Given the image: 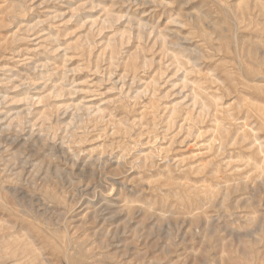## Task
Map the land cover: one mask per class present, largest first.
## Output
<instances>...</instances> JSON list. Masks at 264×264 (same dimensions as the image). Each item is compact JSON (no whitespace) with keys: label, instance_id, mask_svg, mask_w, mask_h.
Masks as SVG:
<instances>
[{"label":"rangeland","instance_id":"374dc122","mask_svg":"<svg viewBox=\"0 0 264 264\" xmlns=\"http://www.w3.org/2000/svg\"><path fill=\"white\" fill-rule=\"evenodd\" d=\"M0 264H264V0H0Z\"/></svg>","mask_w":264,"mask_h":264}]
</instances>
